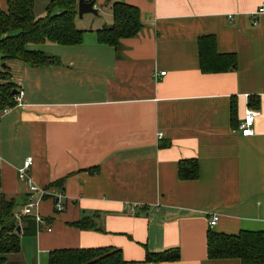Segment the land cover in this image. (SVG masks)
<instances>
[{"label":"crops","instance_id":"1","mask_svg":"<svg viewBox=\"0 0 264 264\" xmlns=\"http://www.w3.org/2000/svg\"><path fill=\"white\" fill-rule=\"evenodd\" d=\"M114 1L137 7L144 25L119 54L99 43L113 13L98 0V15L77 17L89 22H76L81 45L30 47L59 64L31 68L0 56V74L8 68L25 93L21 107L0 109V204L13 199L17 214L39 198L19 178L32 159L29 175L49 193L38 212L51 228L16 218L35 220L37 232L22 236L7 264H49L55 250L97 248L121 250L127 264H242L210 260L207 236L264 233V0ZM207 35L219 54L237 56L235 69L201 71L198 40ZM250 97L261 115L255 135L243 137ZM193 159L199 178L181 181L180 162ZM213 213L219 222L210 229ZM84 218L97 230L73 226ZM170 250L179 261L145 262L147 251Z\"/></svg>","mask_w":264,"mask_h":264},{"label":"trees","instance_id":"2","mask_svg":"<svg viewBox=\"0 0 264 264\" xmlns=\"http://www.w3.org/2000/svg\"><path fill=\"white\" fill-rule=\"evenodd\" d=\"M97 4L98 0H86ZM112 3L113 24L97 31L101 45L112 47L119 54L122 41L138 36L143 30L140 10L119 1ZM79 0H51L45 7V16L36 15V0H7L6 10L0 8V56L3 62L17 61L31 68L54 66L60 60L52 55L30 47L54 44L78 46L84 39L85 31L76 25ZM200 68L205 74L228 72L237 66L234 54H219L216 39L212 35L198 40ZM118 57H120L118 55ZM0 109L4 111L16 106L14 93L18 92L12 82L10 70L0 74ZM258 97H250L249 107L258 108ZM236 106L233 102L232 117ZM171 142H164L161 148H169ZM97 169V168H95ZM94 169V170H95ZM197 160H185L179 164L178 176L181 181H194L199 178ZM62 186V181L56 183ZM1 188V178H0ZM16 202L5 197L0 204V264H7L8 258L21 251L22 236L35 235V220L15 217ZM95 220L84 218L73 224L77 229L97 230ZM20 227L21 233H18ZM208 257L210 260H238L242 264H264V233L241 231L237 235H227L209 230L207 236ZM181 258L179 250L163 253L147 251L146 263L177 262ZM49 264H127L122 251L115 248L55 250L49 254Z\"/></svg>","mask_w":264,"mask_h":264},{"label":"built area","instance_id":"3","mask_svg":"<svg viewBox=\"0 0 264 264\" xmlns=\"http://www.w3.org/2000/svg\"><path fill=\"white\" fill-rule=\"evenodd\" d=\"M260 14L264 13V4L262 6V8L259 10ZM162 76H165L166 73H161ZM25 93L24 91H18L17 95L15 96V100H16V106L15 107H21L23 105V99H24ZM14 107V108H15ZM10 110H12V108H8L5 109L3 111V113H7ZM260 112L258 110L255 109H248L245 113V118L243 123L240 126V132L241 135L243 137H252L255 135V123H256V119L258 117H260ZM164 134L160 133L158 135V138L161 140L163 139ZM33 160L32 159H28V161L26 162L25 166L19 171V178L21 181H24L28 184L29 187V192L31 194V196H39L38 199L34 200L32 198H30L28 200V202L24 205L22 211L20 213L15 214V217L17 219H20L23 216H33L35 217L38 225L40 228L43 227H47L48 230H50L51 228L49 227V225L47 224V221L39 214L38 209H39V204L40 202L43 200V198H45L46 196L49 195L48 191L45 189H41L39 187H37L30 175H29V171L31 169ZM56 198L58 197V199H60L61 196L56 195ZM56 210L58 212H61L64 210L63 205L59 202V200H57L56 203ZM219 222V215H217L216 213H213L210 217V221H209V226L210 229H213L217 226Z\"/></svg>","mask_w":264,"mask_h":264},{"label":"water","instance_id":"4","mask_svg":"<svg viewBox=\"0 0 264 264\" xmlns=\"http://www.w3.org/2000/svg\"><path fill=\"white\" fill-rule=\"evenodd\" d=\"M85 14H93L98 15V10L95 8L94 3L88 2L86 0H79L78 3V15L79 17H83ZM17 95V92L14 93ZM18 233H21L20 227H18Z\"/></svg>","mask_w":264,"mask_h":264},{"label":"rangeland","instance_id":"5","mask_svg":"<svg viewBox=\"0 0 264 264\" xmlns=\"http://www.w3.org/2000/svg\"><path fill=\"white\" fill-rule=\"evenodd\" d=\"M36 15L38 16V17H43V16H45V9L40 5V4H38L37 5V7H36ZM85 15H87V14H85ZM89 15V14H88ZM77 22V21H76ZM93 24V26H96V23H94V22H92ZM77 24H78V26H79V28H84V27H86V26H89L88 24H89V22H86V21H84V22H77Z\"/></svg>","mask_w":264,"mask_h":264}]
</instances>
